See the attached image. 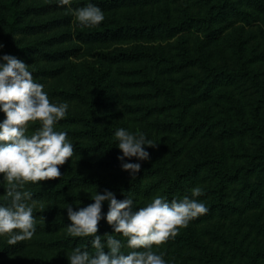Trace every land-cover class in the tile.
Wrapping results in <instances>:
<instances>
[{"label": "trees", "instance_id": "obj_1", "mask_svg": "<svg viewBox=\"0 0 264 264\" xmlns=\"http://www.w3.org/2000/svg\"><path fill=\"white\" fill-rule=\"evenodd\" d=\"M91 2L105 13L95 27L79 26L56 0H0V53L24 60L50 101L68 103L56 130L75 145L61 178L28 183L37 231L15 245L0 237V264H68L88 239L68 235L64 207L91 203L95 190L117 199L130 191L142 207L197 185L209 212L154 250L169 264H264V0ZM79 54L97 66L73 72ZM119 127L158 143L145 146L151 160L134 179L117 159ZM6 189L0 180V197Z\"/></svg>", "mask_w": 264, "mask_h": 264}, {"label": "clouds", "instance_id": "obj_2", "mask_svg": "<svg viewBox=\"0 0 264 264\" xmlns=\"http://www.w3.org/2000/svg\"><path fill=\"white\" fill-rule=\"evenodd\" d=\"M56 2L65 6L81 27L99 26L105 20L104 11L91 0L76 8L73 0ZM44 89L45 85L33 78L24 60L0 53V112L4 114L0 120V180L7 182L0 197L4 201L0 202V237H6L9 245L30 241L37 231L34 209L38 202L27 190L28 183L42 187V181L61 178L64 173L60 166L68 163L75 151L68 133L56 130L69 105L66 101H50ZM32 125L38 126L29 133ZM114 135L121 150L117 156L121 169L134 179L142 162L151 160L148 147L154 149L158 143L142 131L132 132L124 127L117 128ZM126 157L136 159L125 160ZM127 193L117 199L111 190H95L89 197L92 202L83 207L66 203L68 235L88 239V243L71 248L68 264H169L165 253L154 250V246L159 248L174 239L191 220L209 212L207 204L197 199L204 194L199 185L182 198L169 200L155 195L142 207H136L134 193ZM105 202L106 213L102 211ZM102 219L112 227L111 233L98 234ZM89 244L94 251L88 250ZM124 248L130 250L125 253Z\"/></svg>", "mask_w": 264, "mask_h": 264}, {"label": "rangeland", "instance_id": "obj_3", "mask_svg": "<svg viewBox=\"0 0 264 264\" xmlns=\"http://www.w3.org/2000/svg\"><path fill=\"white\" fill-rule=\"evenodd\" d=\"M262 30L264 32V27H262ZM256 35H257L256 41L261 40L260 34L257 33ZM259 49L264 51V48H259ZM70 61L72 64L71 69L73 70V72L78 71V66L80 64H82L83 66L84 65H90L92 67H96L98 64L96 59H93L91 57H88L87 55H82V54H79L77 56H71ZM215 63L218 64V63H222V62L216 61ZM228 63H229V61L226 64H228ZM49 85H51L52 88H60L62 86V82H60V81H49Z\"/></svg>", "mask_w": 264, "mask_h": 264}]
</instances>
